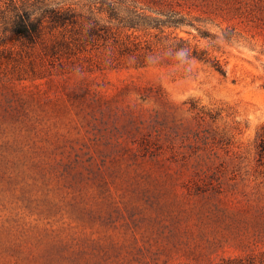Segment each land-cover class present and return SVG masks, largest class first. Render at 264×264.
Returning a JSON list of instances; mask_svg holds the SVG:
<instances>
[{
  "label": "rangeland",
  "instance_id": "1",
  "mask_svg": "<svg viewBox=\"0 0 264 264\" xmlns=\"http://www.w3.org/2000/svg\"><path fill=\"white\" fill-rule=\"evenodd\" d=\"M9 1L0 0V264L258 260L264 0H241L244 13L229 21L211 15L245 38L215 52L226 76L195 61L59 64L6 30Z\"/></svg>",
  "mask_w": 264,
  "mask_h": 264
},
{
  "label": "trees",
  "instance_id": "2",
  "mask_svg": "<svg viewBox=\"0 0 264 264\" xmlns=\"http://www.w3.org/2000/svg\"><path fill=\"white\" fill-rule=\"evenodd\" d=\"M75 1L57 6L10 0L2 11L5 28L23 42L40 44L44 54L59 64L76 60L81 65L87 60L88 70L92 66L102 70L129 64L142 68L158 59L195 61L222 76L227 70L216 53L223 42L240 43L244 38L235 27H223L211 17L229 21L233 10L242 15L241 0H228L225 8L179 0ZM261 85L264 88V80ZM256 148L263 163L264 133ZM250 264H264V251Z\"/></svg>",
  "mask_w": 264,
  "mask_h": 264
}]
</instances>
